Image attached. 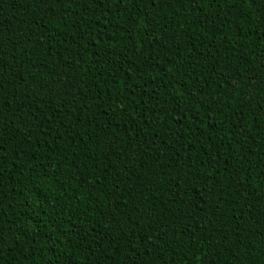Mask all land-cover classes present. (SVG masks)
<instances>
[{"label":"trees","instance_id":"trees-1","mask_svg":"<svg viewBox=\"0 0 264 264\" xmlns=\"http://www.w3.org/2000/svg\"><path fill=\"white\" fill-rule=\"evenodd\" d=\"M0 264H264V0H0Z\"/></svg>","mask_w":264,"mask_h":264}]
</instances>
